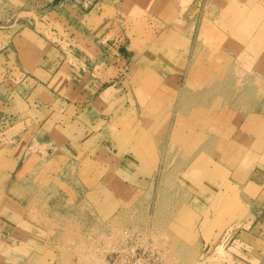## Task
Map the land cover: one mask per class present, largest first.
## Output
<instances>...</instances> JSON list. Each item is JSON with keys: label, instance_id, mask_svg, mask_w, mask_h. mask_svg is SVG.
I'll return each instance as SVG.
<instances>
[{"label": "rangeland", "instance_id": "obj_1", "mask_svg": "<svg viewBox=\"0 0 264 264\" xmlns=\"http://www.w3.org/2000/svg\"><path fill=\"white\" fill-rule=\"evenodd\" d=\"M250 1L242 7L243 0H0V59L10 53L0 61V83L14 90L32 88L26 79L38 59L79 63L82 51L93 50L100 19L104 36L118 41L125 56L117 96L104 104L103 119L76 155L71 180L80 195L30 199L28 217L41 227V244L28 264H112L117 251L137 248L158 252L156 264H247L242 245L253 238L240 233L254 214L230 176L260 162L264 179V68L260 76L238 68L250 56L260 62L264 0ZM258 89L259 159L226 117L240 105L228 101L232 93ZM16 109L26 114L29 106L22 101ZM58 111L55 104L52 121L71 123L76 107ZM7 129L0 140V230L3 186L16 187L8 171L22 152L5 146L33 136L19 120Z\"/></svg>", "mask_w": 264, "mask_h": 264}, {"label": "crops", "instance_id": "obj_2", "mask_svg": "<svg viewBox=\"0 0 264 264\" xmlns=\"http://www.w3.org/2000/svg\"><path fill=\"white\" fill-rule=\"evenodd\" d=\"M244 4L250 7L253 3L251 4L250 0H243L240 6L243 7ZM258 4L260 6V2L257 1L256 6L260 9ZM258 20L262 31L260 62L259 58L254 60V56H250L245 62H240L238 68L260 76V65L264 68V18ZM98 23L99 25L93 27L92 31L96 39L93 50L92 46H88V50L82 51L79 63H71L67 59L61 63L55 59L50 60V56L43 60L38 59L33 66L35 73L30 72L27 75L26 82L32 83V88L27 93L14 90V86H6L5 81L0 83V140L8 138V134L4 135L9 130L7 128H13L18 120L24 123L26 128L23 130L24 133L33 128V136L28 142H23L15 136L17 141L13 140L9 146H5L10 151L20 147L22 152L17 157L15 167L8 171L7 180L16 178V187L12 188L6 183L1 196L6 221L1 224L0 230V264H28L40 256L35 247L41 244L38 234L41 227L28 217L31 210L30 199H62L66 198L70 191L73 195H80V185L71 180L76 155L84 149V144L92 135L95 124L103 119L104 104L117 96L113 92L119 82L116 79L124 67L122 61L125 60L118 41L112 40L113 37L104 36L107 28L104 27L105 22L100 19ZM8 52L6 50L2 53L4 57L0 59L1 62L10 56ZM3 65L8 66L5 62ZM41 70L46 71L44 73L47 75L46 79L40 77ZM103 94L106 96L100 100ZM198 98L202 100L201 97ZM229 99L231 103H240L239 106L232 105L226 112L227 118H233L231 125L235 128V136H239L241 140L246 139V150H256L259 159L260 90L258 89L256 93L236 91ZM103 100L106 101L98 102ZM22 101L29 106L26 114L16 109ZM249 102H255L256 105L249 109L245 104ZM55 104L59 105L58 113L62 116L67 114L71 106L76 107L75 118L71 123L63 124L62 121L61 124H57L55 120L52 121L53 116H50V113ZM97 131L95 141L99 142V129ZM23 143L25 145H22ZM101 146L104 147V144ZM247 168L250 169L242 172L239 178L230 176L232 186L242 188L241 197L254 214L253 221L240 233V236L247 239L253 238L242 245V250L247 256L240 259L247 264H264V179L260 180V162L252 163ZM116 178L120 181V175L114 174V180ZM260 182L263 183L261 189ZM249 188L251 190L254 188L257 193L251 195L248 192ZM7 205L10 206L8 210ZM15 211L22 213L20 217L17 215L16 219ZM137 229L144 230L146 226L141 225Z\"/></svg>", "mask_w": 264, "mask_h": 264}, {"label": "built area", "instance_id": "obj_3", "mask_svg": "<svg viewBox=\"0 0 264 264\" xmlns=\"http://www.w3.org/2000/svg\"><path fill=\"white\" fill-rule=\"evenodd\" d=\"M150 248L117 251L112 257V264H156L159 255Z\"/></svg>", "mask_w": 264, "mask_h": 264}, {"label": "bare ground", "instance_id": "obj_4", "mask_svg": "<svg viewBox=\"0 0 264 264\" xmlns=\"http://www.w3.org/2000/svg\"><path fill=\"white\" fill-rule=\"evenodd\" d=\"M243 27H244V26H243L242 24H237V25H236V28H237V29H242V30H243ZM236 28H235V29H236ZM201 32H202V31H201ZM202 34H203V33H202ZM225 34H226V33H225ZM200 35H201V33H200ZM200 35H199V36H200ZM203 37H204V36H203ZM227 46L230 48V47H233L234 45H233L232 41H228ZM225 65L227 66V64H225ZM218 76H219V75H218ZM219 79H221V76L218 77V80H219ZM213 81H214V80H213ZM206 93H207V92H206ZM106 94H108V92H107ZM106 94H105V95L103 94V95L101 96L100 100L104 99L105 96H106Z\"/></svg>", "mask_w": 264, "mask_h": 264}]
</instances>
